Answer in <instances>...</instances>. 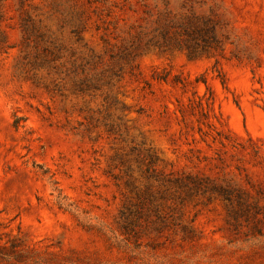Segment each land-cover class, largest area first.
<instances>
[{
  "label": "rangeland",
  "instance_id": "374dc122",
  "mask_svg": "<svg viewBox=\"0 0 264 264\" xmlns=\"http://www.w3.org/2000/svg\"><path fill=\"white\" fill-rule=\"evenodd\" d=\"M0 264H264V0H0Z\"/></svg>",
  "mask_w": 264,
  "mask_h": 264
},
{
  "label": "trees",
  "instance_id": "16d2710c",
  "mask_svg": "<svg viewBox=\"0 0 264 264\" xmlns=\"http://www.w3.org/2000/svg\"><path fill=\"white\" fill-rule=\"evenodd\" d=\"M138 51H139V48H137V47H135V48H133V50L131 51V50H127L126 52V54H125V57H135V55L138 53Z\"/></svg>",
  "mask_w": 264,
  "mask_h": 264
}]
</instances>
